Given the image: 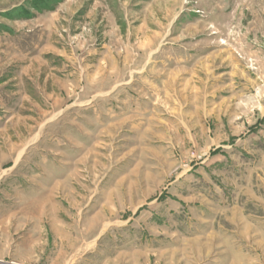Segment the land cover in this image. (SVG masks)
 Returning a JSON list of instances; mask_svg holds the SVG:
<instances>
[{
	"label": "rangeland",
	"instance_id": "374dc122",
	"mask_svg": "<svg viewBox=\"0 0 264 264\" xmlns=\"http://www.w3.org/2000/svg\"><path fill=\"white\" fill-rule=\"evenodd\" d=\"M0 264H264V0H0Z\"/></svg>",
	"mask_w": 264,
	"mask_h": 264
},
{
	"label": "crops",
	"instance_id": "0c3cea01",
	"mask_svg": "<svg viewBox=\"0 0 264 264\" xmlns=\"http://www.w3.org/2000/svg\"><path fill=\"white\" fill-rule=\"evenodd\" d=\"M174 72V71H171ZM170 72V73H171ZM174 74H176V72H174ZM176 75L171 76V78H175ZM148 74L146 77H143L142 80L144 82L139 83L137 82L138 85V89H139V95H141L140 97V103L138 102L137 104V109H141L140 107L147 109V107L145 108V106L143 105V101H146L147 104H150L151 101L156 98L154 97L156 94L158 95V91L160 88L164 89V85H165V80L161 77H155L152 79H148ZM146 80V81H145ZM143 100V101H142ZM152 105V104H151ZM150 105V106H151ZM154 108V107H153ZM146 112H148V110H145ZM71 260H74V258Z\"/></svg>",
	"mask_w": 264,
	"mask_h": 264
}]
</instances>
